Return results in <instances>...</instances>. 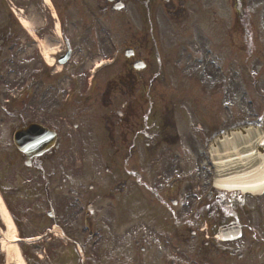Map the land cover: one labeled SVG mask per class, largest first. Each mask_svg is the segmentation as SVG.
Returning a JSON list of instances; mask_svg holds the SVG:
<instances>
[{
  "label": "flooded vegetation",
  "instance_id": "1",
  "mask_svg": "<svg viewBox=\"0 0 264 264\" xmlns=\"http://www.w3.org/2000/svg\"><path fill=\"white\" fill-rule=\"evenodd\" d=\"M196 2L0 0V51H10L4 58L11 57L17 73L26 64L30 78L48 84L30 93L25 112L13 108L6 121L14 130L38 124L56 137L53 150L29 158V175L18 169L12 181L29 183L35 212L52 208L62 234L60 241H46L57 242L61 264H264L258 201L224 190L214 191L212 202L200 201L205 173L197 166L199 150L188 155L199 171L166 191L168 159L156 157L164 172L144 171L145 148L162 154L166 147L206 143V126L199 143L187 125L178 132L173 109L160 107L172 103L166 101L172 94L152 91L155 83H166V69L203 64L206 74V49L197 51L204 60H195L192 49L179 53L176 29L161 23L193 18ZM22 19L31 21L29 28L19 26ZM115 51L114 62L88 85L91 61ZM67 147L90 149L91 159L83 166L78 150V170L56 172ZM52 176L60 178L54 188ZM230 224L237 236L216 235Z\"/></svg>",
  "mask_w": 264,
  "mask_h": 264
},
{
  "label": "rangeland",
  "instance_id": "2",
  "mask_svg": "<svg viewBox=\"0 0 264 264\" xmlns=\"http://www.w3.org/2000/svg\"><path fill=\"white\" fill-rule=\"evenodd\" d=\"M231 3V0H206V18L180 22L178 25L179 33L176 32V40L174 41L175 49L179 53L183 48L187 51L191 50L190 45L194 44L192 50L204 46L206 47V54H209L211 58V67L206 63L208 69L206 98L195 84V116L198 115L202 103L206 104V127L215 128L220 124H227L253 115L262 116L264 113V96L260 93L261 90H264V62L259 59L256 60L257 54L264 49V0H245L247 12L245 22L247 21L248 25L245 27L242 25V27L251 28L252 36L240 33L227 35V32L223 30L233 26ZM190 29L201 30V33L199 35L192 34ZM197 53L201 57L202 53ZM219 66L224 70L222 76L217 70ZM251 70H256L259 74L255 86L251 84L252 80L249 78L248 73ZM213 80H218V82L211 88L210 83ZM15 86L18 85L9 78L8 83L5 84V90L11 91ZM256 107L257 111L255 110V112L257 113H253ZM184 162L185 166H188V159H185ZM9 213L12 216L10 211ZM262 214V212L259 213L261 217ZM14 215L16 219L13 216L12 218L17 237H27L34 234V229L26 221V213L20 216L14 212ZM10 233H12L11 227L6 223L5 213L0 211V264H15L17 261L14 254L8 253L7 250V247L12 244L7 237ZM3 243L5 244L3 245ZM16 244L25 264L27 263V255L32 258L31 260H34L32 262L43 264L44 260L35 256V253L41 252L40 249H32V246L25 242H16Z\"/></svg>",
  "mask_w": 264,
  "mask_h": 264
},
{
  "label": "water",
  "instance_id": "3",
  "mask_svg": "<svg viewBox=\"0 0 264 264\" xmlns=\"http://www.w3.org/2000/svg\"><path fill=\"white\" fill-rule=\"evenodd\" d=\"M264 133L254 125H242L215 138L211 157L216 184L224 188L262 190L264 187Z\"/></svg>",
  "mask_w": 264,
  "mask_h": 264
},
{
  "label": "bare ground",
  "instance_id": "4",
  "mask_svg": "<svg viewBox=\"0 0 264 264\" xmlns=\"http://www.w3.org/2000/svg\"><path fill=\"white\" fill-rule=\"evenodd\" d=\"M6 223L9 227H11V232L10 235L8 234V239L10 241H15L17 238L14 235V227L11 225L10 223V219L8 217H6ZM4 242V241H3ZM5 243H3L4 245ZM8 253L12 252L14 254V256L16 257V259L18 260V264H23V262L21 261L20 257H19V252H18V248L15 245H11L7 247Z\"/></svg>",
  "mask_w": 264,
  "mask_h": 264
}]
</instances>
